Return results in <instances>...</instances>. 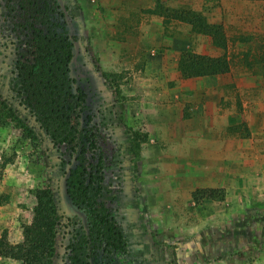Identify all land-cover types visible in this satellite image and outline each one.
Segmentation results:
<instances>
[{"label": "rangeland", "instance_id": "rangeland-1", "mask_svg": "<svg viewBox=\"0 0 264 264\" xmlns=\"http://www.w3.org/2000/svg\"><path fill=\"white\" fill-rule=\"evenodd\" d=\"M26 1L0 0V238L22 240L35 191L49 187L51 264H74L69 243L86 217L65 179L78 161L14 85L34 22ZM41 1L76 37L70 75L100 130L123 263L264 264V0Z\"/></svg>", "mask_w": 264, "mask_h": 264}, {"label": "trees", "instance_id": "trees-1", "mask_svg": "<svg viewBox=\"0 0 264 264\" xmlns=\"http://www.w3.org/2000/svg\"><path fill=\"white\" fill-rule=\"evenodd\" d=\"M30 3L34 22L26 34L25 50L18 53L14 85L21 105L36 116L53 143L66 145L78 161L69 167L65 179L68 198L86 217L69 243L73 262L124 264L128 241L104 201L106 159L100 130L87 110L86 91L70 75L76 37L59 21L66 14L54 1L47 8L43 6L47 1L28 0L27 5ZM221 59L218 63L228 69L226 59ZM35 198L34 216L23 226L22 240L10 246L0 238V254L22 264H51L58 210L49 187L38 188Z\"/></svg>", "mask_w": 264, "mask_h": 264}]
</instances>
